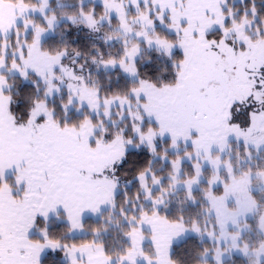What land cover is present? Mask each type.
Returning <instances> with one entry per match:
<instances>
[{
  "label": "snow or ice",
  "instance_id": "1",
  "mask_svg": "<svg viewBox=\"0 0 264 264\" xmlns=\"http://www.w3.org/2000/svg\"><path fill=\"white\" fill-rule=\"evenodd\" d=\"M97 7L0 0V264H264V0Z\"/></svg>",
  "mask_w": 264,
  "mask_h": 264
},
{
  "label": "trees",
  "instance_id": "2",
  "mask_svg": "<svg viewBox=\"0 0 264 264\" xmlns=\"http://www.w3.org/2000/svg\"><path fill=\"white\" fill-rule=\"evenodd\" d=\"M66 3H71L72 0H65ZM262 3V0H257V4L260 5ZM97 10L98 12L102 11V5L101 4H96ZM69 42L71 44L72 47L74 48H80L83 50H86L87 47L90 45L91 42V37L89 35V33L87 32V30H83V31H77L75 29L72 30V34L69 37ZM21 87L25 89V91L30 90V86L28 85L27 82H24L23 84H21ZM141 159H143V157H141ZM129 178L131 179V176H129ZM130 190L131 192H135L136 191V185H130ZM195 209H189V211H194ZM97 224V220L96 217L90 216L88 218H86V225H92V226H96ZM115 235V232L106 234V238L108 239L109 242H111L112 237ZM75 242L79 243L81 239H83V237L78 234L75 235L74 237ZM68 242H73V238L70 237ZM210 245V241H205L203 244V247H209ZM201 247V243L198 239V237H196L195 235H189L186 238H184L181 242L175 244L173 246V251L174 254L177 258H181L187 261H191L192 255L194 253V250L199 249ZM62 254L63 253H51V252H47L45 253V260H44V264H59V262L62 259ZM232 260L235 261V264H244V258L240 255H234L232 257ZM228 264H231V262L229 261Z\"/></svg>",
  "mask_w": 264,
  "mask_h": 264
},
{
  "label": "rangeland",
  "instance_id": "3",
  "mask_svg": "<svg viewBox=\"0 0 264 264\" xmlns=\"http://www.w3.org/2000/svg\"><path fill=\"white\" fill-rule=\"evenodd\" d=\"M95 3H96V4H101V5H102V0H95ZM128 179H130V178L128 177ZM78 234H79V233H76L75 235H78ZM189 235H194V234H191V233H190V234L186 235L185 237H183V238H181L180 240L176 241L175 244L181 242L184 238H186V237L189 236ZM145 244H146V246H147V242H145ZM175 244H174V245H175ZM174 245H173V246H174ZM236 255H239V254H236ZM62 257H63V254H62Z\"/></svg>",
  "mask_w": 264,
  "mask_h": 264
},
{
  "label": "crops",
  "instance_id": "4",
  "mask_svg": "<svg viewBox=\"0 0 264 264\" xmlns=\"http://www.w3.org/2000/svg\"><path fill=\"white\" fill-rule=\"evenodd\" d=\"M47 253V252H46Z\"/></svg>",
  "mask_w": 264,
  "mask_h": 264
}]
</instances>
